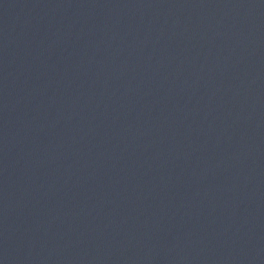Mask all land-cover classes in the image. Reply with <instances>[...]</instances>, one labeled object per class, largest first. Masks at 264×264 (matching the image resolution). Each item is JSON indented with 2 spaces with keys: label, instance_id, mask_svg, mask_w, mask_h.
Segmentation results:
<instances>
[{
  "label": "water",
  "instance_id": "95a60500",
  "mask_svg": "<svg viewBox=\"0 0 264 264\" xmlns=\"http://www.w3.org/2000/svg\"><path fill=\"white\" fill-rule=\"evenodd\" d=\"M0 264H264V0H0Z\"/></svg>",
  "mask_w": 264,
  "mask_h": 264
}]
</instances>
